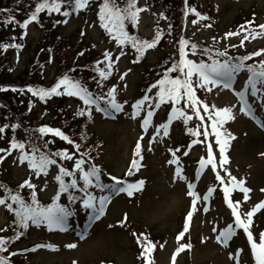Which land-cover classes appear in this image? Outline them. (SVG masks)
<instances>
[{
    "label": "rangeland",
    "instance_id": "374dc122",
    "mask_svg": "<svg viewBox=\"0 0 264 264\" xmlns=\"http://www.w3.org/2000/svg\"><path fill=\"white\" fill-rule=\"evenodd\" d=\"M187 2L203 6L212 15L214 24L211 27H206L208 24H203L201 21L193 24L192 21L197 18L191 14L187 26L189 35L192 37L204 38L211 43H214L215 39L218 42L216 45L224 49L227 48L231 55H243V51L258 49L263 44L264 36H258L255 40L248 38L246 42L243 41L241 46L240 36H226V33L234 32L232 28L237 22L236 18L238 20L254 15L258 18V26L260 23L264 24V0H186L185 4ZM183 3L184 0H147L146 5L145 0H141L140 4L144 7L147 6L148 10L140 14V19L135 27L129 25L130 34L137 35L141 39L145 38L144 35L154 36V28L158 25L155 21L157 12L163 13L165 17H173L172 23L175 25L171 27L170 34L172 35L165 36L163 40L158 42L156 48L147 50L138 62H134L137 61V55L130 45L123 49L119 48L107 31L99 26L97 17L99 0H93L87 10H81L78 14L73 13L68 18L69 22L66 25L57 23L58 20L65 19L61 14H48L45 10L39 16L40 24L32 22L26 30L22 29L20 24L33 11L35 1L30 0L26 6L12 4L7 7L5 0H1L0 10H11L10 13L0 11V28L3 29L0 36L2 44L15 42L24 45L22 49H0V52H3L1 61L9 64L13 76L22 71L27 66L28 61L33 58L43 65L42 72L45 75L44 77H41L42 73L38 76L34 75V79H38L35 82H40L42 86H52V81H57L60 74L69 69H76V74L83 67L94 68L96 65L93 61L103 56V49L112 53V75L104 82L114 84L117 88L118 100L128 101V104L125 105V112L120 114L116 120L95 112L93 108L91 121L87 122V125L89 124L88 133L93 138L90 142L95 152L93 157L102 167L103 175L109 173L120 177L129 168L130 160L134 156L135 144L143 136L140 143L144 162L142 168L133 176V180L145 179L146 184L143 190L137 193L136 198L132 201H128L124 197L116 198L111 207L110 205L106 206V217L95 226L89 237L82 241L78 239V236L73 237L66 232L54 233L55 230L48 231L46 228L27 229L25 237L32 242L61 243L62 247L57 251H35L25 255L26 259L18 260L20 257L18 256L15 261L19 264H143L142 258L138 259L141 248L132 235L134 232L137 235L143 232L153 240L156 245L151 256L154 264H235L237 260L239 264L249 263V257L239 251L244 248L242 245L239 247L241 242L239 236L228 241L227 246L215 239L220 231L218 233L213 232V219L216 224L221 226L220 230H223L225 222L229 220L219 201L215 203L216 207L209 218L200 216L199 212L196 211L195 217L193 216L190 223L189 231L181 241H176V236L182 230L183 215L190 208V198L186 196L184 183L173 184L174 166L169 165L167 161L173 158L172 152L179 149L177 141L180 137L186 136V127L179 121L175 126L173 135L168 138L160 135L156 141L150 143L152 135L142 131L139 126L142 117L133 119L129 111L131 101L135 97H142L148 81L156 77L153 72L148 74L149 67L171 57L174 53L172 40L178 33L177 24L180 21ZM209 5H214V7L209 10L207 8ZM243 13H245L244 16L238 18ZM9 15L14 17V23L4 22ZM170 24L168 23V25ZM25 32L26 35H24ZM81 32L84 35H81ZM167 33H169V29ZM12 37L16 38L15 41L12 40ZM53 38L61 39V42L56 43L57 46L47 47V42ZM232 45L237 46L233 48ZM121 50L124 51L125 55L116 60L115 57L119 56ZM61 55L65 59L64 62H62ZM129 69L131 71L121 81L120 75ZM23 79L25 81L27 77ZM244 79L245 76L241 75L239 83H236L237 85L234 87L235 90L238 91L241 88ZM206 95L209 103L232 109L234 118L224 123L226 132L230 134V141L224 153L228 157V163L223 168L220 164L219 146L214 143L215 136L212 130L208 133L214 158L220 165L219 167H221L227 182L231 184L228 179L230 173L235 175L238 180H244V187L250 189L249 199L246 201L241 198L242 194L238 188L234 189L237 193L233 196L235 197L233 201L240 200L239 204L243 211L247 212L253 203H260L261 200H264V192H261V189H264V133L240 112L241 106L235 101L232 90L213 89L211 93H206ZM23 96L28 104L29 102L33 104L35 118H30L29 115L24 117L33 119L31 121L34 124H39L43 120L41 126L45 124L59 125L65 129L64 133L70 130L75 133L76 130L70 126L80 127L85 123V121L71 122L76 116L75 113L84 107L83 102L78 97L65 95L66 99H64V97L53 96L46 101H40L27 92ZM167 111L168 109L163 107L160 115L166 114ZM187 115L193 116L194 126L202 128L203 124L198 117L189 110H187ZM4 118L3 113H0V123L3 122ZM75 118L77 120V117ZM177 119L180 120V118ZM27 121L22 119L23 123ZM23 132V130H17L15 135L18 140L25 139ZM231 137L235 139H231ZM186 143H183L182 149ZM9 144L8 137L4 136L3 139H0V148L8 149ZM150 147L151 151H149ZM57 148L58 150H67L70 154L74 153V159L79 158L73 148L65 141H59ZM205 149V143L199 144L189 156H184V162H193L191 158L195 155H204ZM17 155L16 150H12L11 155H8L7 152H0V156L3 157L0 160V178L7 183L11 182L16 187L21 184L19 183L21 180L33 178L34 184L37 186L38 199L41 197L42 203L50 201L58 190L57 183L51 180L57 174V170L52 171L51 176H45L42 173L36 177L32 170L27 167V162L24 165L19 164L16 160ZM69 163L73 168L74 161H69ZM186 171L191 172L187 165ZM210 174L213 177L212 173ZM212 177L207 180V184L213 182ZM77 178L79 177L77 176ZM5 181L1 184L6 185ZM45 183H47V188L41 191ZM26 190V188L22 189L24 192ZM2 194L3 192L0 190V195ZM175 194L180 197L178 201L173 198ZM96 195H100L99 190H97ZM125 214H127L126 221L124 220ZM262 215H264V209L256 214L254 227H252L257 236L260 231H264ZM79 216L77 213V216L71 217L70 222H75ZM10 220L9 212L0 206V229L4 225H9ZM182 242L190 244L191 247L185 248L177 254L175 261H173V254L177 247L183 244ZM69 244H75L76 247H66ZM26 245L24 243V246Z\"/></svg>",
    "mask_w": 264,
    "mask_h": 264
},
{
    "label": "snow or ice",
    "instance_id": "6c2138e0",
    "mask_svg": "<svg viewBox=\"0 0 264 264\" xmlns=\"http://www.w3.org/2000/svg\"><path fill=\"white\" fill-rule=\"evenodd\" d=\"M93 0H39L36 3L33 11L30 12L27 19L20 24L22 29H27L29 24L36 22L40 24L39 16L41 13L47 11L48 14L59 13L65 19L58 20L57 23L67 24L73 13H79L81 10H87ZM147 5V0H145ZM62 8L64 9L62 11ZM148 8L138 6V0H101L98 4V22L99 26L106 30L109 36L115 41L116 45L123 49L125 46L130 45L137 55V61L143 57L147 50L156 48L158 42L163 35L162 31L157 28L155 37L151 40L141 39L137 35H130L128 31L129 25L135 27L140 19V14L147 11ZM5 12H11L10 9L0 10ZM191 11L195 13L197 17L201 19H207L202 17L200 12L192 8ZM163 18V13L160 14ZM5 23H14L15 19L9 15ZM196 24V20L192 21ZM251 21L248 22V27L241 25V28L245 29L244 40H248L249 35L253 38L256 36H264V24L258 26V30L251 28ZM42 26V25H41ZM211 27V24L206 25ZM171 32V25H169V33ZM26 35V32L24 33ZM81 35H84L81 32ZM237 35L235 32H228L226 36ZM15 37L12 40L15 41ZM23 39V36H21ZM215 41L210 46H198L197 43H190L188 39L181 36L178 39V59L171 63L170 67H167L163 76L157 79L155 83L149 85L142 98L137 99L130 105L132 109L131 117L136 119L141 115L142 107L147 104L146 116L142 117V127L145 132H148L149 126L152 122L154 111L153 108L159 109L161 105L166 102H171V112L168 117V123H161L156 129L155 133L151 137V142L156 141L160 136L161 129H163V136H168V124L172 122L174 118H183L185 124L193 119L192 115H186V111L191 109L192 113L199 118L200 121L206 119L201 115V107L203 104L201 99L197 98L196 89H199L201 93H211L213 89L216 90H232L235 95L240 98L241 107L240 112L247 113L257 120V123L264 128V121H260L258 117L254 115L253 106L256 103V98L260 94L259 102H264V48L257 51H253L250 54L245 55H229L228 49L220 50ZM243 41H241V46ZM22 43L0 44V49L7 50L8 48L22 49ZM186 47L189 51L186 52ZM231 47L235 48V45ZM51 51V50H49ZM83 55V53H80ZM193 57H199V59H190L188 55ZM104 62H107V68L99 70L100 80L97 81V87L104 88L102 81L106 80L112 75L113 58L112 53L105 51L103 54ZM125 55L121 50L119 56L115 57L119 60L121 56ZM207 57V61L204 59ZM253 58H259L255 62L249 63ZM51 62V61H49ZM101 61H97L99 65ZM43 68V65L40 66ZM69 72H75L76 69H69ZM131 69L127 70L120 75L119 79L124 80L125 76ZM176 73L173 77L171 74ZM246 73L247 77L244 84V90H235L234 84L238 74ZM195 78V79H194ZM250 88V96L246 95L247 89ZM156 89L155 95H149ZM30 93L33 97H37L40 101H46L51 97H78L83 102V108L79 109L75 115L79 117L87 116L91 118L93 115V108L95 112L102 113L105 117L115 118V114H123L125 112V105L128 101L118 102L117 88L115 85L108 88L106 92L97 94L94 91H90L86 83H82L81 80L70 76L65 73L59 78L53 86L44 88H34L27 86V88H0V92L6 91ZM153 101L155 103H153ZM181 101H184L183 107H175L180 105ZM6 105L0 104V108H4ZM203 111L208 112V105L203 104ZM216 116H208L207 119L211 120V130L215 134V139L219 145V153L221 156L220 164L223 168L228 163V157L224 155L226 148L229 146V141L224 138L226 135L218 130L220 125L225 120L233 119V112L230 107H224L215 109ZM219 117V119H216ZM6 130H11L12 137L8 149L0 148V152H7L8 155L12 154V150H16L18 155L16 160L20 165H24L27 162V167L32 170L36 177H39L42 173L47 176L50 166H58L59 174L54 177V182L58 184V190L55 192L50 203H42L37 197L36 184L31 183L28 179H25L23 183L18 186L17 190L0 184V190L3 194L0 195V206H3L10 214H14V230L16 239L19 240L24 235V230L29 229L30 225L37 229L45 227L48 231L59 230L60 232H67L69 230L70 217L75 215V208L77 202H82L81 207L86 211L90 220H100L105 215L106 205L109 204L113 195H119L126 193L127 197L132 198L134 194L141 192L146 184L144 179H139L136 182H128L127 180L118 179L116 176L110 177V182H102L103 170L93 161L91 156V149L81 151V144L74 143L60 128H53L50 126H40L29 130L23 126L20 122L9 123L5 122L0 126V139L4 138ZM17 130H23L25 132V139L18 140L16 138ZM189 133L193 132L192 128H188ZM54 134L56 137L61 138L72 146L79 154V158L74 159V153L70 154L67 150L52 152L48 149V145L51 141L45 140L46 134ZM203 135L206 137L208 131L205 130ZM231 139H235L231 137ZM143 140V136L140 137ZM140 140L135 144L134 157L139 159H133L130 163V167L126 173L127 176H132L134 171L138 172L140 165L139 161L143 160L141 155V143ZM197 141L192 140V144H196ZM151 151V147L149 148ZM172 152L171 149H169ZM176 149L172 152V157L167 161L169 165H176L174 170L173 184L182 182L187 179L182 174L183 170L180 167L179 157ZM187 156L188 152H184ZM57 158L62 161H74L73 170H69L63 165H58ZM3 157L0 156V160ZM200 168L203 169L206 165H211L212 169L216 168V163L213 162L212 149L208 148L207 159H201L199 161ZM87 166V167H86ZM227 171V169H224ZM77 174L78 177L77 178ZM65 177L71 179L66 182ZM215 179L220 184H225V177L216 172ZM228 179L231 183V187L225 186L223 188V197L227 202V207L231 209V215L234 217V224H229L226 228L221 230L215 237L217 242H222L227 246L228 241L236 235L237 229H242L247 234V241L251 245V252L255 258L256 264H264V231L258 233V242L253 238V231L250 229L254 227L253 216L264 209V200L257 203L250 211L243 214L238 210L240 200L233 203L235 197L232 196L234 189H239L242 194L243 200H248L249 188L244 187V180H238L235 175L228 174ZM82 182V183H81ZM30 190L28 198L21 194L22 189ZM47 188V183L43 186L41 191ZM96 190H99L100 195H96ZM208 192H212L209 188ZM264 192V189H261ZM107 193V194H105ZM64 195L68 204L61 203V197ZM186 196L190 198V208L186 213L184 223L182 224V230L176 236V241L179 242L189 231V222L192 221L194 213L197 211L198 201L201 197L198 195L197 186L194 183H187ZM231 197V198H230ZM205 201L207 196L203 198ZM208 211L207 207L203 209ZM264 218V215H262ZM124 220H127V214H125ZM123 223V222H122ZM0 231H6V229H0ZM217 229L214 227L213 232ZM87 232L81 234V239L85 238ZM136 239L137 244L140 246L141 251L139 258H142L143 264H154L151 256L156 248L153 240L145 233H132ZM10 242V238L6 239L0 236V253L8 251L7 245ZM53 247L52 245H36L31 251H35L36 248ZM68 248H75V244L67 245ZM163 247V245H161ZM190 244H180L177 247L176 252L173 254V261L176 259V255L183 251L185 248H190ZM28 251V250H25ZM17 253H12L16 255ZM0 264H10L9 259L6 256H0ZM237 264H239L237 260Z\"/></svg>",
    "mask_w": 264,
    "mask_h": 264
},
{
    "label": "trees",
    "instance_id": "16d2710c",
    "mask_svg": "<svg viewBox=\"0 0 264 264\" xmlns=\"http://www.w3.org/2000/svg\"><path fill=\"white\" fill-rule=\"evenodd\" d=\"M32 1L33 2L35 1V3H37L39 0H32ZM0 2H1V0H0ZM5 3H6L7 7L11 6L12 4H15V5L23 4V5L26 6V5H28L30 3V0H5ZM184 4H185V2L182 5L181 13H180V21L177 24L178 33L176 34L175 38L172 40V45L174 46L173 55L171 57H167L166 59L158 62L157 64H153L152 66H150L149 67L150 70L149 69L147 70L148 74H151L153 72V74L161 75V74H163L164 70L167 67L171 66V63L174 60L178 59V39L181 36H183L185 39H188V40L189 39H193L189 35V33L187 31L186 24H184V15H185V12H186V6ZM34 5H36V4H34ZM34 8H35V6H33V10H34ZM198 9H199L198 12H200L202 17H207V19H211L207 14H204L200 10L199 6H198ZM176 11H177V9H176ZM252 11L254 12V10H252ZM244 14L245 13L240 14L238 16V18L243 17ZM250 18H253V17L250 16ZM244 19H245V17H243L241 19H238V20L236 18L235 20L237 22H240V21H242ZM256 21H257V17L252 19L251 22L256 24ZM172 22H173V17H171V16L170 17H166L165 19H163L162 23L160 21V24L158 25L157 28H159L162 31V33H163V35L161 37V40H163L165 36L172 35L170 33H167V31L169 29L168 23H171L170 24L171 27H173L175 25ZM165 24H166V28H165ZM157 28H156V30H157ZM2 33H3V29L0 28V36L2 35ZM144 39L151 40V38H147V37H145ZM60 42H61V39H58V38L54 39L53 38L52 40L47 42V45H48L47 47L57 46L56 43H60ZM189 42L190 43L195 42V43L198 44V46H210V43H208V42H206L204 40H202V41L189 40ZM0 44H2L1 37H0ZM218 48L220 49L221 47H218ZM2 54H3V52L1 51L0 52V88H9V89L12 88V87L22 88L24 85L28 84L29 82H34V80H35L34 79V75L38 76V75H40L42 73L41 77L45 76L43 74V72H42V68L40 67L42 64L39 63L36 59H33V58H31L28 61L27 66H25L22 71L17 72L13 76V72L11 71V68H10L9 64L1 61ZM61 57H62V62H64L65 59L63 58V55H61ZM204 59L207 61V57H204ZM252 62L253 61H251V63ZM87 69L90 70L91 74L88 77L83 78V80L86 83H88L89 85H91L92 87H95V85L91 84V81H95V80L97 81V79H99V70L100 69L96 68V67H94V68H88L87 67ZM24 77H27V79L25 81H23ZM24 94L25 93L12 92L10 90L6 91V92H0V104L6 105V107L0 108V113H3V115L5 116L3 122L0 123V126L3 125L5 122H9V123L20 122L23 126L27 127L29 130L34 129V128H38L37 124L36 123L34 124L31 121L33 119H30V118H35L34 113H33L34 111H33V109L30 110V111H27L28 102H26L24 100V96H23ZM27 115H29L30 118L29 117L26 118ZM24 116H26V117H24ZM22 119H26L28 121L23 123ZM72 120H71V122H74V121L75 122H78V121L83 122V121H85V123H83L80 127H73V125H71L70 128H73V130H76V131H75V133H73L72 130H70L69 132L73 136L76 137L78 142H80L83 145L89 146L91 144L90 143L91 140L93 139L92 135H89L90 133H88V130H87V128H89V124L87 125V122H89V120H87L85 118H80V117H78L77 120L74 117V119H72ZM25 123H27V124H25ZM75 128H77V129H75ZM80 129H82V130L80 131ZM10 131L11 130H6L5 135H9ZM23 133H24V136H25V132H23ZM50 144H51V147L48 146V149L50 151H52V152H55V149H54L53 145H56V144L54 142H53V145H52V142L49 143V145ZM96 147H98V146H96ZM19 183H23V181L19 182ZM5 184H6V186L8 184V187L12 188L14 191L18 189V186L17 187L13 186L11 182L7 183V181H5ZM20 191H22V190H20ZM27 191H29V190L27 189L25 192H27ZM14 228H15V226H14V223H13L11 225H5V226H3L1 228V229H6V231H0V236L4 237L6 239L10 238V242L7 245L8 250H10L14 246H17L18 244L24 245V243L29 244L31 242V240H29V239H27L25 237V232H24V235L21 237L22 239L20 238L21 240L20 239L17 240Z\"/></svg>",
    "mask_w": 264,
    "mask_h": 264
},
{
    "label": "clouds",
    "instance_id": "9594fccd",
    "mask_svg": "<svg viewBox=\"0 0 264 264\" xmlns=\"http://www.w3.org/2000/svg\"><path fill=\"white\" fill-rule=\"evenodd\" d=\"M173 198H174V200H177V201L180 199L178 194H175Z\"/></svg>",
    "mask_w": 264,
    "mask_h": 264
},
{
    "label": "bare ground",
    "instance_id": "6f19581e",
    "mask_svg": "<svg viewBox=\"0 0 264 264\" xmlns=\"http://www.w3.org/2000/svg\"><path fill=\"white\" fill-rule=\"evenodd\" d=\"M261 214V213H260Z\"/></svg>",
    "mask_w": 264,
    "mask_h": 264
}]
</instances>
